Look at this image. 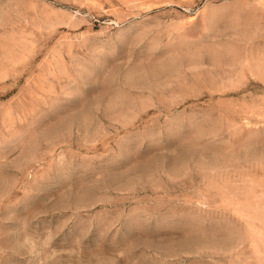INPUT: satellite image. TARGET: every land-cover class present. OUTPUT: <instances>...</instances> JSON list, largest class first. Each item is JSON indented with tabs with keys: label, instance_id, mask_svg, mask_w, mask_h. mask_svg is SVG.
Here are the masks:
<instances>
[{
	"label": "rangeland",
	"instance_id": "1",
	"mask_svg": "<svg viewBox=\"0 0 264 264\" xmlns=\"http://www.w3.org/2000/svg\"><path fill=\"white\" fill-rule=\"evenodd\" d=\"M0 264H264V0H0Z\"/></svg>",
	"mask_w": 264,
	"mask_h": 264
}]
</instances>
